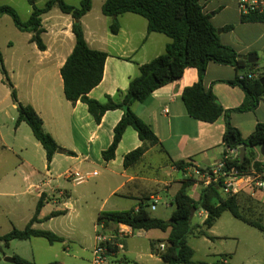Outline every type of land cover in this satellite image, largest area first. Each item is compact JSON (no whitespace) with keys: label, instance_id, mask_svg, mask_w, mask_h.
<instances>
[{"label":"crops","instance_id":"1","mask_svg":"<svg viewBox=\"0 0 264 264\" xmlns=\"http://www.w3.org/2000/svg\"><path fill=\"white\" fill-rule=\"evenodd\" d=\"M47 1L37 0L36 4L44 7ZM65 1L78 6L82 0ZM105 1L93 0L92 9L81 19L88 45L92 49L108 54L101 83L88 93L90 98L101 102H105L108 95L115 98L120 92H126L131 79L139 75L140 65L163 54L172 41L166 34L149 33L147 19L132 12L119 16L121 28L117 34H113L110 30L113 18L102 12ZM203 3L204 12L211 15V21L218 29L224 44L233 47L242 58L250 54L256 55L254 63H257V66L254 71L248 68L240 71L235 66L215 62H210L207 66L203 80L205 89H211L224 108L234 109L242 104L245 93L239 86L232 85L228 81L234 80L241 73L256 72L259 77L264 72V63H260V55L264 53V21H242L238 0H206ZM5 4L13 6L23 21H27L33 11L28 0L26 2L0 0V5ZM12 23L14 24V21L9 15L0 18V51L10 78L16 86L18 98L22 103L32 105L42 117L45 131L50 133L61 147L73 151L75 155L58 152L48 166L46 151L35 138L31 127L26 122L12 127L13 121L18 117L17 105L12 99L10 89L4 84L0 72V234H7L14 228L24 229L33 218L38 201L44 194L45 204L38 216L39 221L33 227L46 230L43 227L46 221L76 214L75 217L79 222L74 226L78 234L80 233V238L84 240L82 243L83 245L89 243L93 250L98 233H117L120 227L119 225L116 229H112L114 230L112 232L103 230V226L97 224L100 212L138 209L140 202L145 199L153 201L154 198H158L160 202L162 193L168 194L175 185H178L176 191L172 193L171 204L174 205V197L181 189L182 183L195 175V170L209 168L223 158L226 150L223 142L224 118L212 123L206 122L191 117L186 110L182 99L183 91L199 80L198 70L195 67H187L179 80L164 85L152 93L146 101L135 103L133 106L135 113L152 126L159 143L152 145L142 141L138 132L128 127L118 145L115 158L110 161L104 160L102 152L111 145L114 128L121 120L124 111L109 110L104 114L101 122L97 123L88 111L86 103L82 101L73 103L66 98L61 68L76 42L72 31V16L63 13L57 6L42 15L44 29L42 39L46 44L45 50H40L32 41L31 32L21 31L15 26L20 32L14 33ZM11 31L13 36L2 38L3 34ZM231 123L240 130L244 138L249 137L257 124L264 123V100L252 111L233 112ZM5 129L11 132V141L5 136ZM141 146L146 147L144 155L140 160L126 167L125 155ZM251 151L256 153V160L264 164L261 159L263 155L261 146L254 149L246 148V153ZM7 152L17 158L16 162L13 163L7 157ZM62 159L73 163L75 170L67 168L62 171L63 169L56 168V164H60ZM179 160L190 161L191 165L180 170L175 165ZM38 161L40 166L35 164ZM81 168L84 173L80 171ZM262 174L264 175V172ZM94 177H98L95 179V184L99 189L109 191L108 197L99 207L89 205L88 196L85 193H77L75 187ZM61 179L72 182L73 188L70 190L66 188L60 183ZM203 187L202 183H193L188 192L197 200ZM20 189L23 190L21 193L18 191ZM119 191L123 192V198L136 199L139 204L130 209H117L116 206L119 204L106 209L108 198ZM17 194L31 195L32 203L30 202L28 207L19 203L20 209L16 206L11 208L6 198ZM50 201L62 205L51 210L50 213L53 211H64V213L47 219L50 213L44 215L43 210ZM198 211L205 220L207 213L204 210ZM86 222L92 224V230H88ZM211 229L208 232L214 236ZM159 231L161 237H150L149 255L156 261L152 264L163 263L160 255L153 250L152 244H155L157 250L158 245L168 238L170 229L143 230L140 235L148 236L155 233V236H158ZM57 235L63 238L60 243L64 244L65 250L68 251L69 235ZM34 238L37 237L23 241H31ZM128 238L122 240L124 248L118 250L117 259L127 258L125 255L121 257V254L126 249L125 242ZM16 241L19 240H12L7 247H12L14 244L20 246L21 244H17ZM14 254L38 262L35 257L30 258L20 251H14L12 256ZM198 262L208 264L204 261Z\"/></svg>","mask_w":264,"mask_h":264},{"label":"trees","instance_id":"2","mask_svg":"<svg viewBox=\"0 0 264 264\" xmlns=\"http://www.w3.org/2000/svg\"><path fill=\"white\" fill-rule=\"evenodd\" d=\"M37 0H28L33 11L27 21H23L18 11L11 5H0V18L4 15L12 17L15 26L21 31L32 33V41L40 50L46 49L42 39L44 29L42 27V15L57 6L63 13L73 18L72 31L75 35V46L67 57L61 75L64 82V93L66 98L76 103L82 101L87 104L88 111L97 123H100L104 114L109 110L122 109L124 114L114 128V138L108 149L102 152L104 160L110 161L115 158L116 151L124 132L128 127L134 128L142 141L152 145L159 143L152 126L140 118L133 106L135 103L146 101L152 93L164 85L179 80L187 67H195L198 70L199 80L192 86L186 87L182 94L188 114L206 122H216L224 118L225 131L223 142L227 148L239 149L241 144L246 148L254 149L264 143V123L256 125L254 132L244 138L240 130L231 123L233 112L252 111L264 100V83L261 79L264 72L258 78L241 77L238 74L234 80L228 83L239 86L245 93V98L240 106L234 109H226L218 101L214 92L206 90L203 85L207 66L210 62L235 66L237 70H256L257 63L250 64L242 58L231 46L222 42L218 29L211 21V15L204 12V1L206 0H106L102 6V12L113 18L110 30L113 34L120 31L121 25L119 16L132 12L145 17L148 21V32H159L169 36L172 41L167 45L163 54L151 61L140 65L139 75L132 78L126 92H120L118 97L106 96V101L101 102L90 98L88 93L98 86L104 76V66L108 54L101 50L92 49L85 38L82 17L92 9L93 0H82L80 5L75 6L65 0H48L44 7L36 4ZM242 21L256 22L264 21V15L250 13L242 14ZM232 28V26H229ZM0 72L3 82L8 86L12 99L17 105L18 117L16 126L26 122L32 129L35 138L42 144L46 151L48 166H50L54 155L58 152H65L68 155H75L73 151H67L61 147L54 137L45 131L44 121L36 109L30 104L22 103L18 98L15 84L10 78L5 66L2 52L0 51ZM146 151L145 146L127 153L124 157V165L128 167L141 159ZM226 150L223 154L226 155ZM227 164L235 165L241 172H249L255 168L264 172V164L256 160V153H246L245 160L240 161L239 156L227 160ZM178 169L183 170L190 166V161L179 160L175 162ZM194 180L187 179L182 183L181 189L174 197V211L171 215V223L164 219L155 217L150 211V204L145 200L140 202L138 209L132 208L124 211H102L97 218V224L103 226V230L112 232L119 224H126L134 229H170L168 238L161 243L165 244L164 250L159 247L153 250L160 255L162 264H200L195 261L194 248L189 244L188 237L191 234L206 236L215 239L208 232L223 212L230 211L231 214L242 222L253 226L264 232V224L246 216L239 203V196H225L220 185L210 184L201 190L200 198L194 199L188 192ZM45 195L38 201L36 212L24 229L14 228L7 234H0V245L3 243L9 246L12 240H27L33 237H41L50 243L62 242L63 238L50 230L36 229L33 225L39 221V214L44 206ZM204 210L207 217L202 225H193L191 213L193 209ZM64 211H53L47 219L63 214ZM112 261H114V257ZM15 264H37L20 255L14 254ZM125 264H141L127 258L122 260ZM48 264H61L58 260Z\"/></svg>","mask_w":264,"mask_h":264},{"label":"rangeland","instance_id":"3","mask_svg":"<svg viewBox=\"0 0 264 264\" xmlns=\"http://www.w3.org/2000/svg\"><path fill=\"white\" fill-rule=\"evenodd\" d=\"M12 28L14 33L20 32L13 23ZM13 32L11 31L8 34H3L2 38L5 39L13 36ZM260 63H264V53L260 55ZM16 116H18L17 109ZM15 125L16 121H13L12 127ZM28 128L30 130V127ZM4 133L8 141H11V132L5 129ZM7 157H9L13 163L17 160L12 153L7 152ZM261 159L264 162V155L261 156ZM35 164L40 166L39 161ZM56 168H61L63 169L62 171L67 168L73 171L75 170L73 169V163L65 161L64 159L61 160L60 164H56ZM42 171L45 172V170ZM80 171L83 172L84 170L81 168ZM97 178L98 177H94L93 179L89 178L84 183L75 185V187L77 193H85L88 196L89 205H97L99 207L103 200L108 197L109 191L107 189H99V187L96 186L95 179ZM60 183L65 185L69 190L73 188L72 182L65 179H61ZM177 188L178 185H175L170 190V193H162V199L156 204L154 210L151 209L153 201L145 199V201L150 204L149 208L153 216L164 220L171 218L175 208V206L171 204L173 199L172 193H174ZM21 189L18 190L19 193L23 191ZM127 189L128 187L125 188V190ZM32 192L35 193V191ZM122 193L123 192L119 191L117 194L108 198V202H106L105 206L106 209L112 208L114 207L113 205L117 204H119L116 206L117 209H130L139 204L136 199L123 198ZM238 196L242 212L246 216L264 224V194L253 189L251 186H246L238 193ZM31 198V195L17 194L14 197H7L6 200L11 204V208L16 206V208L20 209L18 204H23L22 206L26 204L28 207L29 203H32ZM58 207L60 208L62 205L58 202L50 201L46 205V208H44L43 214H48L51 210L57 209ZM75 216L76 214L70 217L60 216L52 221H46L43 226L44 229L53 231L56 234L69 235L67 244L70 249L68 251L65 250L64 244L60 242L50 244L45 238L37 237L31 239V241L19 240L16 242L17 244H21L20 246L15 244L12 247L0 245V264H12L6 262L4 257L12 256L14 251L25 253L29 255L30 258L35 257L39 264H48L55 260L60 261L62 264H91L93 259L92 248H90L89 243L83 245L82 242L84 240L80 238L81 235L80 233L78 234V230H76L74 226H77L79 222ZM203 221L204 216L200 215L199 211H197L192 221L193 225L202 224ZM86 227L88 230H92L91 223L86 222ZM211 232L217 237L216 239H210L205 236L189 235L188 242L195 249L194 260L204 261L208 264H213L216 261L218 264H264V232L235 218L230 211L223 212L212 227ZM157 234L158 236H155V233H151L148 236L145 234L144 236L128 238L125 242L126 249L122 251L123 254H121V257L125 255L129 260H136L144 264L156 263L153 258H150L149 254L151 251V238L162 236L160 231ZM113 260L114 261L110 262V264L123 263L122 261H116V257Z\"/></svg>","mask_w":264,"mask_h":264},{"label":"built area","instance_id":"4","mask_svg":"<svg viewBox=\"0 0 264 264\" xmlns=\"http://www.w3.org/2000/svg\"><path fill=\"white\" fill-rule=\"evenodd\" d=\"M238 7L241 14L264 15V0H238ZM244 75L251 79L258 78L256 72H248L242 74L241 77ZM226 153L219 162L209 168L195 170V175L189 178L194 180V183H202L204 187L210 184H218L223 194L227 196L237 195L246 186H251L264 194V175L254 168L249 172H241L235 165L227 164L228 159L239 156V149L227 148ZM158 202L159 199L154 198L151 209L154 210ZM119 225L117 233H98L96 235L91 264H110L112 257L117 254L118 250L124 248L122 240L140 236L144 230L134 229L126 224ZM158 247L160 250H164L165 244L160 243Z\"/></svg>","mask_w":264,"mask_h":264},{"label":"water","instance_id":"5","mask_svg":"<svg viewBox=\"0 0 264 264\" xmlns=\"http://www.w3.org/2000/svg\"><path fill=\"white\" fill-rule=\"evenodd\" d=\"M245 59H247V61L249 63H254L256 61V55L255 54H250L248 57H244ZM261 82L264 83V77L261 79ZM239 159L241 162H243L245 160V157H246V145L245 144H241L240 147H239ZM261 153L264 155V143L263 145L261 146ZM196 212V209L194 208L192 210V213H191V219L193 218L194 216V213ZM167 223H171L172 220L169 219L166 221ZM3 251V250H1ZM4 260L6 262H9V263H12V264H15V258L13 256H5L4 257Z\"/></svg>","mask_w":264,"mask_h":264}]
</instances>
